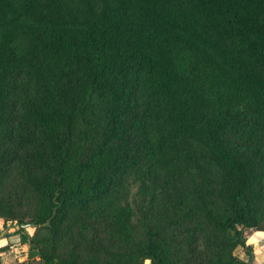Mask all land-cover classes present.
Masks as SVG:
<instances>
[{"label": "trees", "instance_id": "16d2710c", "mask_svg": "<svg viewBox=\"0 0 264 264\" xmlns=\"http://www.w3.org/2000/svg\"><path fill=\"white\" fill-rule=\"evenodd\" d=\"M0 219L10 264H248L264 0H0Z\"/></svg>", "mask_w": 264, "mask_h": 264}, {"label": "rangeland", "instance_id": "374dc122", "mask_svg": "<svg viewBox=\"0 0 264 264\" xmlns=\"http://www.w3.org/2000/svg\"><path fill=\"white\" fill-rule=\"evenodd\" d=\"M16 226L7 224L4 226L3 221L0 219V246H5L6 249L0 252V258L3 264H10L16 261H22L27 258V245L19 243V235L15 234ZM28 232H32V229L28 228ZM250 231H248L249 233ZM8 235L7 238H4Z\"/></svg>", "mask_w": 264, "mask_h": 264}, {"label": "crops", "instance_id": "0c3cea01", "mask_svg": "<svg viewBox=\"0 0 264 264\" xmlns=\"http://www.w3.org/2000/svg\"><path fill=\"white\" fill-rule=\"evenodd\" d=\"M247 244L251 247L252 252V260L248 264H264V231L250 230L247 234ZM239 257L245 262L249 260L244 252ZM145 264L151 263L149 260H146Z\"/></svg>", "mask_w": 264, "mask_h": 264}]
</instances>
